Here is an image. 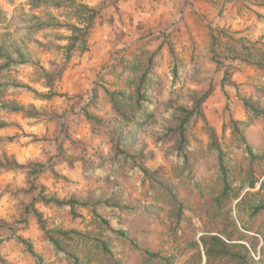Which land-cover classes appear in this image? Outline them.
Instances as JSON below:
<instances>
[{
  "label": "rangeland",
  "instance_id": "rangeland-1",
  "mask_svg": "<svg viewBox=\"0 0 264 264\" xmlns=\"http://www.w3.org/2000/svg\"><path fill=\"white\" fill-rule=\"evenodd\" d=\"M83 1L101 8L88 35L89 49L82 52L78 47L67 68L49 86L44 76L53 73L62 61L63 50L55 46L66 41L54 40L49 47L48 39L40 33L42 44L34 50L42 70L25 66L13 73L16 79L39 94L57 92L61 96L37 97L24 90L7 91L2 95L5 100L21 103L28 111L0 112V120L11 122L9 127L0 130V163L12 166L0 171V251L3 257L12 264H37L13 238L17 233L32 240L43 257V264H69L66 257L55 254L33 216L28 217L27 227L21 228L24 206L35 196L31 189L34 183L46 186L48 192L61 197L74 195L95 202L111 196L114 202L128 206L118 222L127 238L123 242L118 240L121 245L119 264H149L142 249L171 256L174 264H197L201 254L204 264L207 258L200 237L221 231L229 234L228 242L248 246L250 264H264V236L242 229L235 211L239 199L220 211L213 204L219 163L214 146L230 155L236 184H242L250 165L254 176L260 179L255 188L245 187L241 196L249 191L247 202L255 197L264 198V189L258 191L264 178V161L250 164L243 151L234 152L226 125L231 117L242 120L248 143L264 153V70L225 57L232 46H237L236 40L240 37L262 46L264 0ZM0 4L14 14L29 8L68 22L67 8L33 9L27 0L12 3L0 0ZM107 27L109 32H102L99 37L98 30ZM210 29H218L220 66L211 60ZM0 33L8 37L13 29L1 24ZM57 33L64 36L69 31L59 29ZM170 47L174 49L178 65L176 79H173ZM152 54L155 57L150 87L157 102L137 116L135 126H128L118 118L105 89L113 91L123 87L134 62L140 59V64L144 65ZM121 59L122 63L117 64ZM209 89V97L201 104L202 114L187 129L188 145L184 151L191 173L181 179L174 152L170 150L179 146V137L162 142L156 136L157 127L176 126L178 122L169 115L171 106L192 108L198 97ZM244 100L261 113L249 111ZM83 109L95 115L99 122L88 120ZM171 114L177 113L172 110ZM10 136L13 139L5 138ZM117 139L129 153L139 156L140 167L150 172L147 177L140 169L128 174L132 164L127 158L116 169L111 167ZM50 163L62 178L56 179L48 171L38 177L33 175L42 170L43 164ZM96 166H103L104 173L90 170ZM165 186L172 189L174 199L168 196ZM180 203L185 211L179 223L175 208ZM36 207L44 213L48 227L95 230L92 213L87 208H76L79 215L74 216L70 209L43 203H37ZM247 221L255 229L264 227V217H247ZM210 264L243 263L223 257Z\"/></svg>",
  "mask_w": 264,
  "mask_h": 264
},
{
  "label": "trees",
  "instance_id": "trees-1",
  "mask_svg": "<svg viewBox=\"0 0 264 264\" xmlns=\"http://www.w3.org/2000/svg\"><path fill=\"white\" fill-rule=\"evenodd\" d=\"M7 1L12 3L14 0ZM27 3L33 9L46 10L48 7L56 9L67 8L65 17H67L68 22L60 21L45 11L38 13L34 12V10L31 11L29 8L21 9L20 12L14 14L5 10L0 4V25L3 24L6 28L13 29V34L8 37H6L5 33H0V112H28L25 106L16 100L3 99L2 95L7 91L24 90L33 93L37 97L39 95V97L45 98L60 97L61 94L57 92L39 94L30 85L16 79L13 73L25 66H33L42 70L38 56L34 50V47L42 44L38 37L40 33H42L45 39H48L49 47H52V41L54 40H65V44H56L55 46L63 50L61 63L53 73L44 76L47 85L51 86L52 81L58 79L67 68L74 51L78 47H81L82 52L89 49L88 35L93 28L94 21L101 13L100 7L89 5L83 0H27ZM59 29H66L69 31V34L64 36L58 34L57 30ZM217 31L218 29H210L209 45L211 60L220 66V57L222 56L217 49ZM236 45L229 49L230 53L225 56L226 58L240 60L264 70V48H262V46L264 47V43L262 46H257L256 42L240 37L236 40ZM169 49L174 62L175 76L173 79H176L178 75L176 56L174 49L172 47ZM154 57V54L148 57L144 65L140 64V59H137L132 65L133 69L126 77L123 87L113 91H110L108 88L105 89L118 118L128 126H135L137 116L142 115L145 110L153 108L157 102L152 95L153 90L150 87L153 77L152 64ZM121 63L122 59L117 64ZM210 91L209 89L202 96L198 97L195 106L192 108L182 105L171 106L169 115L178 122L176 126L166 125L157 127L156 136L162 142L175 136L179 137V146L170 148V150L172 153L174 152L173 157L176 160L178 177L181 179L191 173V164L186 151H184V147L188 145L187 129L191 122L202 114L201 104L209 97ZM244 105L251 112L261 113L255 109L252 103L246 100H244ZM172 110H175L177 114H171ZM82 111L91 122H99V119L88 110L83 109ZM10 125L11 122L0 120V130ZM226 125L231 133V148L234 152L243 151L244 155L249 158L250 164L256 161H264V153L252 148L248 143L245 123L242 120L231 117ZM5 138L13 139V136ZM115 148V158L110 163L113 169H116L122 160L127 158L132 164L127 170L128 174H133L137 169H140L139 171L145 177L150 174V172L140 167L138 162L139 156L137 154L129 153L126 148L122 147L120 139H117ZM213 150L217 151L219 159L215 183L217 194L213 198L214 208L220 211L226 204L239 199L236 203L235 211L241 222L242 229L263 234L264 236V227L259 226L258 229H255L247 221V217H264V198L255 197L253 200L247 202L246 198L251 195L249 191L241 196V192L245 187L255 188L257 181L260 180L254 176L253 167L250 165V172L247 173L242 184H236L233 179L234 170L230 165L231 158L228 152L218 146H214ZM53 166V163L48 165L43 164L42 170L33 173V175L38 177L40 173L48 171L54 178H62ZM10 167H12L11 164L0 163V171ZM90 170L95 173H104L105 168L103 166H96ZM152 180L153 178L151 177ZM165 187L168 191V196L174 199L175 194L172 189L168 186ZM31 189L35 191V196L31 202L24 206L22 218L20 219V222L23 223L21 228H26L28 217L33 216L44 231L46 241L53 246L55 254L66 257L69 264H119L118 256L121 245L118 243V240L123 242L127 238L125 230L119 227L118 222L125 215V211L129 209L128 206L114 202L111 196L105 199L99 198L95 202H89L74 195L61 197L57 193L48 192V188L44 185L39 186L33 183ZM262 189H264V178L260 181V189L258 191ZM37 203H43L49 207L55 206L60 209H70L74 216L79 215L75 211L76 208H87L92 213L95 230L81 231L61 226L48 227L44 213L36 207ZM100 208L104 212L99 211ZM184 211V206L181 203L175 208L179 223L182 221ZM13 238L23 246L26 253L37 261V264H43V257L36 250L32 240L17 233L13 235ZM226 239H229V234L226 231H221L219 234H204L200 237L203 251L207 258L204 264H210L211 261L223 257H232L243 264H250L249 259H251V254L248 246L241 243H230ZM142 254L149 264H157L159 262L162 264H174L171 256H164L159 251L142 249ZM0 264H12L3 257L1 251ZM197 264H202L201 254L200 261Z\"/></svg>",
  "mask_w": 264,
  "mask_h": 264
},
{
  "label": "crops",
  "instance_id": "crops-1",
  "mask_svg": "<svg viewBox=\"0 0 264 264\" xmlns=\"http://www.w3.org/2000/svg\"><path fill=\"white\" fill-rule=\"evenodd\" d=\"M216 1H217V2H220V0H216ZM216 1H215V2H216ZM215 4H216V3H215ZM91 30H92V29H91ZM106 31L109 32V28H108V27H107V29H106V28H103V29L100 30V31L98 30V36L101 37V36H100L101 33H102V32H106Z\"/></svg>",
  "mask_w": 264,
  "mask_h": 264
}]
</instances>
